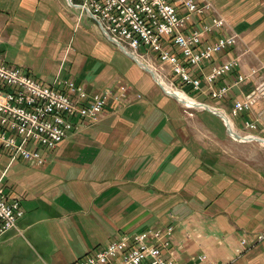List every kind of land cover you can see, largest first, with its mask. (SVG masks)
Here are the masks:
<instances>
[{
  "label": "crops",
  "instance_id": "1",
  "mask_svg": "<svg viewBox=\"0 0 264 264\" xmlns=\"http://www.w3.org/2000/svg\"><path fill=\"white\" fill-rule=\"evenodd\" d=\"M209 1L227 27L207 40L231 30L241 38L214 57L241 54L240 67L217 85L250 67L258 71L222 100L183 86L209 108L190 105L189 112L67 0H0V54L9 64L57 88L66 79L88 93L128 85L122 96L111 94L97 120L71 117L79 129L43 150V164H9L0 150L1 185L24 210L19 232L5 233L0 244L18 235L32 254L27 264H71L118 235L172 227L170 249L183 264L199 254L222 264H264V239L255 238L264 233V149L229 135L217 115L243 128L230 109L264 75V0ZM211 16L192 15V26ZM263 131L264 118L246 132Z\"/></svg>",
  "mask_w": 264,
  "mask_h": 264
},
{
  "label": "built area",
  "instance_id": "2",
  "mask_svg": "<svg viewBox=\"0 0 264 264\" xmlns=\"http://www.w3.org/2000/svg\"><path fill=\"white\" fill-rule=\"evenodd\" d=\"M67 1L93 18L103 35L138 63L153 67L151 62L157 61L162 69H169L181 87L203 90L212 99H224L232 86L253 78L258 71V67H250L246 72L236 73L231 83L217 85L226 74H233L240 67L241 54L218 62H213L214 57L237 45L241 38L231 30L207 40L212 31L227 27L226 20L209 0ZM204 13L212 15L210 22L192 26L191 16ZM206 61L211 62L208 72L202 70ZM260 68L264 66L261 64ZM255 83L250 91L233 101L230 109L233 118H243L241 126L248 131L258 130L264 118V75ZM58 84L60 88L43 83L9 64L0 54V150L9 157V164L18 159L43 164V150L55 148L69 133L79 129L71 117L95 121L111 94L116 99L128 89L122 83L112 92L88 93L69 79L59 80ZM259 105L260 121L257 116L243 117ZM244 136H253L252 140L264 145V131ZM1 181L0 177V240L9 231L19 232L18 220L24 214L20 200L5 192ZM171 229L118 235L71 264H183L170 249ZM255 238L261 240L263 236ZM241 243L247 245L245 240ZM190 264L222 263L199 254Z\"/></svg>",
  "mask_w": 264,
  "mask_h": 264
},
{
  "label": "rangeland",
  "instance_id": "3",
  "mask_svg": "<svg viewBox=\"0 0 264 264\" xmlns=\"http://www.w3.org/2000/svg\"><path fill=\"white\" fill-rule=\"evenodd\" d=\"M151 62V61H150ZM151 64L153 65V69L154 71L163 79L165 80L168 84H170L173 88L179 90V91H182L184 90V93L191 97V98H194L192 95L189 94V92L184 89L183 87L180 86V84H178V81L175 80V78L172 76V74L169 71L168 68H161L158 64H157V61L154 63L151 62ZM151 73V72H150ZM155 78V77H154ZM165 90V89H164ZM183 92V91H182ZM195 100V99H194ZM196 101V100H195ZM184 106H187V105H184ZM189 107H192V106H187V107H184V108H187L189 109V112L191 111L190 109H193V108H189ZM255 110V116L258 117V110L259 108L258 107H255L254 108ZM253 110V111H254ZM189 114V113H187ZM217 114V113H216ZM192 115V114H191ZM218 115V114H217ZM219 116V115H218ZM228 117L230 119H232L229 115ZM220 120H222V118L219 116ZM259 118V117H258ZM259 121H260V118H259ZM222 122L224 123V121L222 120ZM225 124V123H224ZM235 130H240L238 131L241 136L242 135H246L248 134L249 132H246L247 130L241 127H236L235 125H233ZM238 128V129H237ZM229 134V133H228ZM230 135V134H229ZM245 141V140H244ZM252 143H256L257 145H259L261 148L264 149V145L261 144V142L259 141H256V140H251ZM7 156V155H6ZM7 158H9L7 156ZM258 235H262L264 239V233H258ZM256 237V235H255ZM261 239V240H262ZM257 240V239H256ZM242 241V239H241ZM245 242L247 243V241L245 240ZM242 244V243H241ZM244 245V244H242ZM247 246V245H246ZM28 243L26 242V239L21 237V236H14L13 239L11 240H8L7 242L5 243H1L0 244V264H27L30 262V260L32 259V254L30 252V249L28 248ZM34 264H39V263H34ZM224 264H227V263H224Z\"/></svg>",
  "mask_w": 264,
  "mask_h": 264
},
{
  "label": "bare ground",
  "instance_id": "4",
  "mask_svg": "<svg viewBox=\"0 0 264 264\" xmlns=\"http://www.w3.org/2000/svg\"><path fill=\"white\" fill-rule=\"evenodd\" d=\"M140 65L142 67H144L145 69H149V71H152V73L154 74V76L156 77L157 81L177 100H179L183 105H198V103L194 102V100H192L189 96H187L184 92L179 91L175 88H173L170 84H168L165 80H163L154 70L153 68H151L149 65L140 62ZM166 91V92H167ZM167 92V93H168ZM201 107H205L204 105H201ZM208 107V106H207ZM213 110V109H212ZM226 121V124L228 126V131L229 133L237 138V139H248V140H252L253 136H241L239 135L237 132H235V130L232 127V122L225 116L223 115Z\"/></svg>",
  "mask_w": 264,
  "mask_h": 264
},
{
  "label": "water",
  "instance_id": "5",
  "mask_svg": "<svg viewBox=\"0 0 264 264\" xmlns=\"http://www.w3.org/2000/svg\"><path fill=\"white\" fill-rule=\"evenodd\" d=\"M69 1H70V0H69ZM143 68H144V67H143ZM144 69H145V68H144ZM146 70H147V69H146ZM147 71H149V70H147ZM151 74H152V73H151ZM152 75H153V74H152ZM153 78H154V76H153ZM154 79H155V78H154ZM155 81H156V80H155ZM156 82H157V81H156ZM157 83H158V82H157ZM158 84H159V83H158ZM159 85H160V84H159ZM160 86H161V85H160ZM161 87H162V86H161ZM162 88H163V87H162ZM168 94H169V93H168ZM169 95H170V94H169ZM172 97H173V96H172ZM198 105H200V106H201V105H204V106H205L204 108L209 109V108H208L205 104H203V103H200V102H199ZM218 115H219V114H218ZM219 116L222 118L221 115H219ZM222 120L225 121L224 118H222ZM224 123H225V126H226V128H227L226 122H224ZM227 132H228V129H227ZM228 133H229V132H228ZM229 134H230V133H229Z\"/></svg>",
  "mask_w": 264,
  "mask_h": 264
}]
</instances>
